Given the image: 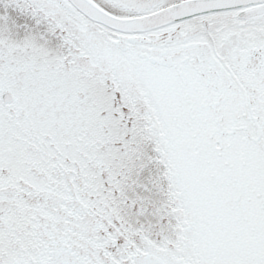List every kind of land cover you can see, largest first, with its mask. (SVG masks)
Masks as SVG:
<instances>
[{"label":"snow or ice","instance_id":"snow-or-ice-1","mask_svg":"<svg viewBox=\"0 0 264 264\" xmlns=\"http://www.w3.org/2000/svg\"><path fill=\"white\" fill-rule=\"evenodd\" d=\"M0 264H264V0H0Z\"/></svg>","mask_w":264,"mask_h":264}]
</instances>
